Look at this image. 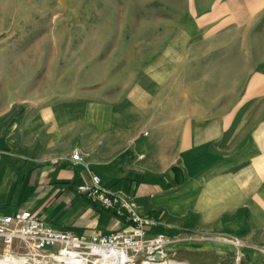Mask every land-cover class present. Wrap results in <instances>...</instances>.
Here are the masks:
<instances>
[{
	"label": "crops",
	"instance_id": "obj_1",
	"mask_svg": "<svg viewBox=\"0 0 264 264\" xmlns=\"http://www.w3.org/2000/svg\"><path fill=\"white\" fill-rule=\"evenodd\" d=\"M201 4L149 53L122 44L86 75L55 51L41 76L16 63L4 76L0 46V214L28 209L75 234L126 229L77 189L91 171L187 264L264 262V0Z\"/></svg>",
	"mask_w": 264,
	"mask_h": 264
},
{
	"label": "rangeland",
	"instance_id": "obj_2",
	"mask_svg": "<svg viewBox=\"0 0 264 264\" xmlns=\"http://www.w3.org/2000/svg\"><path fill=\"white\" fill-rule=\"evenodd\" d=\"M201 1L0 0L4 76L14 63L20 76H41L55 51H60V65L68 72L81 68L83 75L89 74L93 59L122 44L135 53L145 45L149 53L165 38L162 31L175 27L187 9L202 6ZM232 260L221 264H235ZM165 261L187 264L171 251Z\"/></svg>",
	"mask_w": 264,
	"mask_h": 264
},
{
	"label": "built area",
	"instance_id": "obj_3",
	"mask_svg": "<svg viewBox=\"0 0 264 264\" xmlns=\"http://www.w3.org/2000/svg\"><path fill=\"white\" fill-rule=\"evenodd\" d=\"M69 160L83 163L78 149ZM89 182L77 186L91 202L109 210L128 223L126 229L75 234L47 224L28 210L0 214V262L2 264H140L165 261L172 236L149 233L152 220L140 215L132 200L121 190L105 187L98 174L89 171ZM238 244L235 239H229ZM264 255V248H260ZM158 252L160 258L155 259ZM239 263L236 256L235 264Z\"/></svg>",
	"mask_w": 264,
	"mask_h": 264
},
{
	"label": "bare ground",
	"instance_id": "obj_4",
	"mask_svg": "<svg viewBox=\"0 0 264 264\" xmlns=\"http://www.w3.org/2000/svg\"><path fill=\"white\" fill-rule=\"evenodd\" d=\"M176 262H171V261H169V262H166V261H162V262H159V263H152V262H143V263H140V264H175ZM118 264H122V263H118ZM176 264H178V263H176Z\"/></svg>",
	"mask_w": 264,
	"mask_h": 264
},
{
	"label": "water",
	"instance_id": "obj_5",
	"mask_svg": "<svg viewBox=\"0 0 264 264\" xmlns=\"http://www.w3.org/2000/svg\"><path fill=\"white\" fill-rule=\"evenodd\" d=\"M154 258H155V259L160 258V254H159L158 252H156V253L154 254Z\"/></svg>",
	"mask_w": 264,
	"mask_h": 264
}]
</instances>
